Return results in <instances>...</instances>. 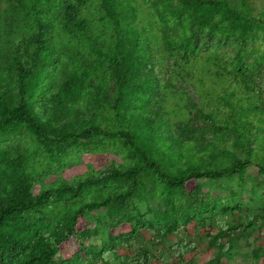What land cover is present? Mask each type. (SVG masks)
Listing matches in <instances>:
<instances>
[{
	"label": "trees",
	"instance_id": "trees-1",
	"mask_svg": "<svg viewBox=\"0 0 264 264\" xmlns=\"http://www.w3.org/2000/svg\"><path fill=\"white\" fill-rule=\"evenodd\" d=\"M259 1L0 0V264L183 263L203 241L251 238L264 222ZM202 34L220 48L201 49ZM119 152L34 192L83 153ZM220 182H250L262 208ZM100 209L101 226L79 231ZM70 237L80 251L57 261Z\"/></svg>",
	"mask_w": 264,
	"mask_h": 264
},
{
	"label": "rangeland",
	"instance_id": "rangeland-1",
	"mask_svg": "<svg viewBox=\"0 0 264 264\" xmlns=\"http://www.w3.org/2000/svg\"><path fill=\"white\" fill-rule=\"evenodd\" d=\"M263 9L264 5L262 2H257L256 11ZM185 17V16H184ZM262 35V34H261ZM202 41L200 43L201 49H206L207 46H213V48H220V44L218 40L212 39L207 40L206 36L202 34ZM262 36H260L261 38ZM259 43L264 45V40H259ZM259 53H264V47H258ZM235 49L231 52L236 53ZM239 50V49H238ZM237 50V51H238ZM171 67V66H170ZM160 72V68L157 70L158 76H160V85L163 87L164 85L168 86L171 82V78L173 76L172 73L166 72L162 70ZM179 86V85H177ZM161 90V89H160ZM258 143V142H257ZM115 165H120L125 162L122 153H107V154H89L83 153L79 157L71 160L67 167L61 172H55L53 174L47 175L46 181L38 182L34 184V192L37 193L41 187L49 182L55 181L56 179H64V181L71 182L77 177L87 173L89 171H102L103 169L111 166V163ZM203 185V191H210L211 195H216L219 191L216 188H212L213 185L207 180L200 181ZM221 183V182H220ZM222 186H227V188H231L234 192L237 193L236 200L240 206L243 208H247V206L251 208H262V202H259V195L255 191L251 189V183L246 184L244 190H240L238 188L236 182H222ZM259 190L258 188H256ZM113 190H117L112 189ZM259 192V191H258ZM222 196L226 195V192H221ZM89 197V195L87 196ZM86 198V196H85ZM262 198L264 199V192L262 193ZM105 215V209H100L98 211H94L89 213V215L85 216L81 223L78 225V230L81 231L85 228L93 229L96 227H100L101 223H97L95 218L103 219ZM102 223L104 222L101 220ZM127 226H119L117 228L112 229L114 235H118L128 231ZM103 229L97 236H93L89 238L85 244H97L100 247L101 240L105 238L103 233ZM177 242L175 237H169L165 241V245H172ZM224 243V242H223ZM222 244L215 248H210L207 241H203L200 244H197L195 249L186 255L183 263L178 262L175 258L168 260V264H216L218 261L221 264H264V222L259 223L256 226V231L251 236V238L246 241L240 237H236L235 240L229 244V247L223 251ZM80 251V247L78 245L77 239L74 237H70L68 241L64 242L56 255L57 261L70 259L73 255ZM220 255V257H219ZM158 264V263H152Z\"/></svg>",
	"mask_w": 264,
	"mask_h": 264
}]
</instances>
